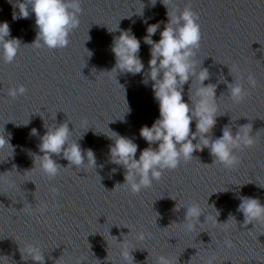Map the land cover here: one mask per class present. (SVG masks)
I'll use <instances>...</instances> for the list:
<instances>
[{"label": "water", "instance_id": "water-1", "mask_svg": "<svg viewBox=\"0 0 264 264\" xmlns=\"http://www.w3.org/2000/svg\"><path fill=\"white\" fill-rule=\"evenodd\" d=\"M166 7L170 13L191 7L197 14L202 33L197 67L208 68V83L218 85L220 116L212 139L222 136L226 125L235 136L249 124L252 128L245 131L252 132L255 144L238 149V164L231 168L213 163L205 148L198 159L165 171L160 180L133 194L120 185L126 170L110 162L108 146L114 140L107 135H112L110 129L131 138L139 145L137 159L149 146L139 133L158 118L159 106L152 82H143L151 58V45L143 38L148 25L162 22L152 37L159 41L169 19ZM81 8L68 45L51 50L30 45L37 33L34 14L14 20L13 5L0 0V22L7 21L9 38L21 43L14 62L0 58V136L11 133L14 146L13 155L11 146L0 148L2 264H39L22 259L19 248L23 252L31 245L44 254V264H79L82 259L85 264H159L160 256L170 264H264V220L253 227L237 211L242 197L264 204V0H157L155 6L151 0H81ZM142 10L143 16L138 15ZM127 29L141 41L145 69L135 75L118 71L116 77L109 73L116 63L111 46ZM221 75L243 85L242 101H234L227 84L218 83ZM21 84L23 95H8ZM198 86L193 82V94ZM189 89L190 83L185 84L184 99L191 104ZM65 121L73 128L72 139L93 149L103 167L62 168L54 178L40 171L34 160L43 154L38 146L47 131L44 125ZM192 129L196 131L195 121ZM54 159L68 164L62 154ZM194 202L207 219L182 223L184 206ZM188 223L195 227L190 230ZM140 233L146 238L139 239Z\"/></svg>", "mask_w": 264, "mask_h": 264}, {"label": "clouds", "instance_id": "clouds-1", "mask_svg": "<svg viewBox=\"0 0 264 264\" xmlns=\"http://www.w3.org/2000/svg\"><path fill=\"white\" fill-rule=\"evenodd\" d=\"M9 3L14 8L12 13L14 20L27 19L34 14L37 33L36 39L30 45L44 46L51 50L68 45L69 34L78 27L79 14L82 11L81 0H9ZM156 3L157 0H151L152 6ZM166 8L169 19L163 31L160 32L159 41H154L152 37L157 33L162 22L148 25L147 35L143 38L145 43L151 45L149 70L144 72L143 82L145 84H148L149 80L152 82L154 99L159 106L158 118L150 127L143 125L140 129V137L147 141L149 146L140 151L137 159L139 145L131 138L122 136L107 126L112 135H106L114 140V143L108 146L109 160L126 170L125 181L120 185H127L133 194L141 192L150 187L154 181L160 180L165 171L178 170L182 164L198 159L196 154L205 148H208L214 157L213 163L231 168L238 164L237 150L255 144V136L251 134L252 132L245 131L249 127L252 128L249 124L240 126L235 136L231 126L226 125L222 130V136L212 139L210 133L217 123V117L220 116L216 96L218 85L208 83L212 75L208 68L202 66L198 69L197 67L198 61L195 57L202 41L197 14L191 7H185L174 13H170L168 7ZM143 14L142 10L138 15L143 16ZM143 23L147 24V19ZM109 32L112 31L109 30ZM10 33L8 22H0V58L6 63L15 61L21 46L18 38H9ZM140 47L141 41L131 34V29L121 30V34L114 39L111 46L116 63L109 73L115 72L116 77L118 71L133 75L142 73L145 65L139 55ZM88 52L91 56L92 53ZM231 71L229 68V75ZM248 79L254 86V77L249 75ZM193 82L199 85L194 94L192 93ZM219 82L227 84L228 94L234 101L239 102L244 99L246 92L242 84L234 79L229 83L223 75L220 76ZM188 83H190L191 104L184 99V85ZM25 92L26 88L21 84L9 89L8 95L14 98ZM124 92L126 100L125 89ZM130 112L131 107L127 103L126 113ZM194 121L196 122L195 132L192 129ZM44 126L47 131L41 137V143L38 146L43 154L35 155L34 160L43 174L54 178L62 168L75 166V170H81L84 167L96 170L97 167H103L97 164L93 149H84L78 139H72L73 128L70 130L69 122ZM31 134L36 135L37 129L33 128ZM10 138L11 133L8 134V138L0 136V148H3L5 144L11 146L13 155L14 146L11 145ZM196 141L199 142L196 143ZM154 144L157 145L155 148ZM60 154L68 161L66 166H62L54 159V155ZM116 171V168L112 169L113 173ZM179 207L180 204L176 210ZM184 207L186 213L182 223L189 219L201 222V216L204 217V221L207 219L198 203L194 202ZM237 211L243 214L244 223L247 222L253 227L254 222L264 220V204L258 198L242 197ZM187 227L191 230L195 224L188 223ZM138 238L145 239L146 236L140 233ZM118 242L123 243V240ZM19 251L23 260L32 259L39 264L45 262L44 254L35 245L27 247L23 252L19 248ZM131 253H125V255L132 256ZM79 264H85V261L82 259ZM159 264H170V261L167 257L160 256Z\"/></svg>", "mask_w": 264, "mask_h": 264}]
</instances>
